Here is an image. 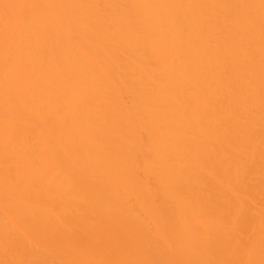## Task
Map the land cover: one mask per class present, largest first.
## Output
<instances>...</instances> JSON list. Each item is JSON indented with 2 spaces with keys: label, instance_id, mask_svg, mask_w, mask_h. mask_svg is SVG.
Wrapping results in <instances>:
<instances>
[{
  "label": "bare ground",
  "instance_id": "bare-ground-1",
  "mask_svg": "<svg viewBox=\"0 0 264 264\" xmlns=\"http://www.w3.org/2000/svg\"><path fill=\"white\" fill-rule=\"evenodd\" d=\"M0 264H264V0H0Z\"/></svg>",
  "mask_w": 264,
  "mask_h": 264
}]
</instances>
